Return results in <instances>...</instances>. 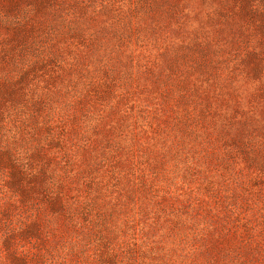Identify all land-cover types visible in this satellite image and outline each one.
Returning <instances> with one entry per match:
<instances>
[{"label": "rangeland", "instance_id": "rangeland-1", "mask_svg": "<svg viewBox=\"0 0 264 264\" xmlns=\"http://www.w3.org/2000/svg\"><path fill=\"white\" fill-rule=\"evenodd\" d=\"M0 264H264V0H0Z\"/></svg>", "mask_w": 264, "mask_h": 264}]
</instances>
